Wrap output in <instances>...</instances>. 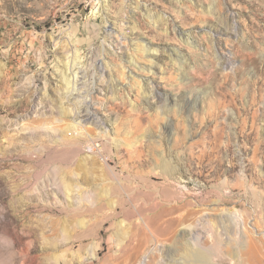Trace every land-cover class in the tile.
I'll return each mask as SVG.
<instances>
[{
	"label": "rangeland",
	"instance_id": "rangeland-1",
	"mask_svg": "<svg viewBox=\"0 0 264 264\" xmlns=\"http://www.w3.org/2000/svg\"><path fill=\"white\" fill-rule=\"evenodd\" d=\"M188 224L190 264L264 244V0H0V264H179Z\"/></svg>",
	"mask_w": 264,
	"mask_h": 264
},
{
	"label": "bare ground",
	"instance_id": "bare-ground-1",
	"mask_svg": "<svg viewBox=\"0 0 264 264\" xmlns=\"http://www.w3.org/2000/svg\"><path fill=\"white\" fill-rule=\"evenodd\" d=\"M107 41V40H106ZM111 45V44H110ZM111 48V47H110ZM104 49H106V48H104ZM108 49V48H107ZM136 50H138V52H140V53H142L145 57H147V59H149V60H151V59H153V57H154V55H155V53L157 52V50H155V49H152L150 46H148V44L145 42V44H143L142 46H141V48L140 49H136ZM172 56L173 57H177L178 55H177V50H174L173 52H172V54H171V59H172V61L174 62V58H172ZM137 58V57H136ZM136 58L134 57V56H130L129 57V60H128V64L130 65V66H132L133 68H135L136 70H143V69H145V68H143V67H141V66H139V64H138V62H137V60H136ZM178 60V59H177ZM176 61V60H175ZM147 69V68H146ZM145 69V70H146ZM145 70H143V71H145ZM151 70V69H150ZM150 70H146V71H149V72H151ZM68 77V76H67ZM134 77V76H133ZM77 79H78V75L76 74V73H74L70 78H68V79H66V81H65V84H66V90L68 91V92H73V91H75V89H76V87H74V85L76 84V82H77ZM63 80H65V79H63ZM134 80H135V78H134ZM141 80V79H140ZM140 80H138L139 82H141ZM148 85V84H147ZM146 87V86H145ZM149 90V89H148ZM63 91V90H62ZM77 91V90H76ZM72 94V93H71ZM172 101H176V99L175 98H173L172 99ZM171 104V103H170ZM177 111V110H176ZM73 114V113H72ZM80 114V113H79ZM74 116H72L73 118H75L76 119V117H79V115H78V113H74L73 114ZM82 115V114H81ZM74 119V120H75ZM80 119V118H79ZM76 121V120H75ZM81 121V120H80ZM77 123V122H76ZM76 123H75V125H76ZM79 124V123H78ZM154 142V141H153ZM162 153V152H161ZM168 164L167 163H163V165H162V170L164 171V172H166L167 173V175H169V177H170V175L172 176V174H173V171H174V168H171V167H169V166H167ZM176 172V171H175ZM166 175V176H167ZM66 187H68V186H66ZM66 189H68V188H66ZM65 190V189H64ZM71 194V193H70ZM69 196V195H68ZM81 196V195H80ZM186 201V200H185ZM182 208V207H181ZM191 215H193V213L191 212V211H188L187 212V217H189V216H191ZM181 216V215H180ZM230 217V216H229ZM231 218V217H230ZM182 217H179L178 219H177V222H182ZM119 225H121V223L119 224ZM123 225V224H122ZM121 225V226H122ZM142 225V224H141ZM145 227V226H144ZM185 227H187V229H185L184 231H181L180 232V234H179V236L177 237V236H173L172 238H170V239H177V238H181V240H183L184 242H186V245L188 246V247H184L185 248V250H184V254H185V256H183L182 258H181V261L179 262V264H190L189 263V261L187 260V258H191V257H195V258H201V257H204L205 255L202 253V251H201V249H199V248H196L197 246H195L194 247V245H191L190 243H187V242H189L190 241V239H191V237H194L193 236V234H194V232H191V230L190 229H188V228H190V224H188V225H185ZM144 229V228H143ZM142 229V230H143ZM146 229H148V226L146 225ZM141 230V231H142ZM145 230V229H144ZM145 232V231H144ZM151 234V233H150ZM248 234V233H247ZM250 234H251V232H250ZM188 236H190V238H188L187 239V237ZM245 237V236H244ZM254 237H251V236H247V241L245 242V240H242V241H244L243 242V246H242V248H241V253L242 254H240V256H238L237 254H234L233 256H235L236 257V259H235V264H251V262L252 261H255V259H257V260H260L261 258L260 257H263L264 256V247L262 246V245H264V244H260L259 242H258V240L256 241L255 239H253ZM245 239H246V237H245ZM147 240V239H146ZM156 243V242H155ZM229 243V242H228ZM244 243H246V245H244ZM200 244V243H199ZM141 245V244H140ZM140 245H135L132 241L131 242H129V244H127V245H125V250H124V252H125V255L123 256V257H125L126 259L123 261V264H127V260H129V258L131 257V254H128V252H130V251H133V252H135V251H138V249H139V246ZM148 246V245H147ZM185 246V245H184ZM207 252V251H206ZM136 253V252H135ZM238 256V257H237ZM203 260H205V257H204V259ZM203 260H201V259H195L194 261L195 262H193V264H209V263H207V262H203ZM262 260H264V259H262ZM172 261V260H171ZM119 263H121V262H119ZM150 263V262H149ZM262 263H264V262H262ZM261 263V264H262ZM140 264H147V261H142Z\"/></svg>",
	"mask_w": 264,
	"mask_h": 264
}]
</instances>
